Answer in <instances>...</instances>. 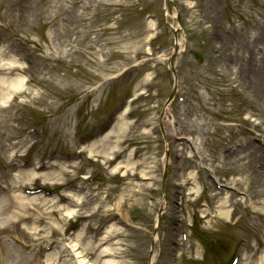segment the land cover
Segmentation results:
<instances>
[{
    "label": "rangeland",
    "instance_id": "374dc122",
    "mask_svg": "<svg viewBox=\"0 0 264 264\" xmlns=\"http://www.w3.org/2000/svg\"><path fill=\"white\" fill-rule=\"evenodd\" d=\"M0 77L3 264H264V0H0Z\"/></svg>",
    "mask_w": 264,
    "mask_h": 264
},
{
    "label": "bare ground",
    "instance_id": "6f19581e",
    "mask_svg": "<svg viewBox=\"0 0 264 264\" xmlns=\"http://www.w3.org/2000/svg\"><path fill=\"white\" fill-rule=\"evenodd\" d=\"M252 78L253 75H252ZM6 79L3 77H0V99L3 98V100L7 99L10 94L13 93V91L16 90L17 87H20L22 85V80L18 81L15 84H12L9 86H7L5 84ZM12 106L9 107V109H11ZM14 115H16L15 113H12ZM125 114V112L123 114H121V116H118V120L116 122V124L99 140L92 142V146H95L98 143L101 142H107L110 140V138L114 135L115 140L111 143L108 144L106 146V151H112L113 149H118V142H119V138H120V131H122V128L126 127V124L122 122L123 120V115ZM121 117V118H120ZM10 122H12L11 120H9ZM10 128L13 130H19V126L18 125H14L12 123L9 124ZM11 138H13V136H11ZM111 154V152L109 153ZM43 164H41L42 166ZM67 213L68 216H72L73 212L72 211H68ZM105 235L104 237H102L99 241L102 243H106L109 242V238L115 233V231H105ZM81 236V234H77L76 236V240L79 239ZM92 246H86V247H82V251H78L79 249V244H73L70 246H65L64 248H62L58 255L56 256L55 259H57L59 261L58 264H117V262L113 259L114 258V254L116 253L115 248H112L110 246L108 247H104V248H100V244L98 245H93V242H91ZM43 252L42 248L39 247L35 250V255L37 257V259L33 260L30 262V264H41L40 262V255ZM63 252H72V254L74 257H70V258H63L64 256L62 255ZM6 252H2L0 250V264H3V258L6 257ZM73 258L74 261H71ZM88 258V259H86ZM91 258L93 259V261H91ZM13 264H20L19 261L13 263ZM49 264V263H47ZM53 264V263H50ZM57 264V263H56Z\"/></svg>",
    "mask_w": 264,
    "mask_h": 264
}]
</instances>
